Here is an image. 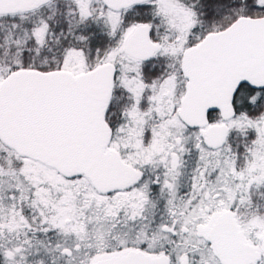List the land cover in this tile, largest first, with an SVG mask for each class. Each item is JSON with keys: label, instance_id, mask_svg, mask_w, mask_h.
I'll return each mask as SVG.
<instances>
[{"label": "snow or ice", "instance_id": "1", "mask_svg": "<svg viewBox=\"0 0 264 264\" xmlns=\"http://www.w3.org/2000/svg\"><path fill=\"white\" fill-rule=\"evenodd\" d=\"M0 264H264V0H0Z\"/></svg>", "mask_w": 264, "mask_h": 264}]
</instances>
